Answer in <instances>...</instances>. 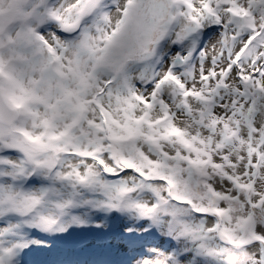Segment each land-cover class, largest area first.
<instances>
[{"label":"snow or ice","instance_id":"snow-or-ice-1","mask_svg":"<svg viewBox=\"0 0 264 264\" xmlns=\"http://www.w3.org/2000/svg\"><path fill=\"white\" fill-rule=\"evenodd\" d=\"M0 264H264V0H0Z\"/></svg>","mask_w":264,"mask_h":264}]
</instances>
